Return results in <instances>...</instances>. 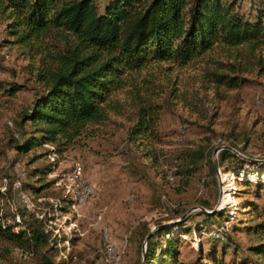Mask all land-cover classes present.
<instances>
[{
    "label": "rangeland",
    "instance_id": "rangeland-1",
    "mask_svg": "<svg viewBox=\"0 0 264 264\" xmlns=\"http://www.w3.org/2000/svg\"><path fill=\"white\" fill-rule=\"evenodd\" d=\"M96 1L103 10L110 0ZM252 5L264 14V0H243L244 9ZM8 23L0 12V82L24 87L0 93V216L16 231L35 226L47 242L37 250L0 241V264H146L147 232L177 224L189 230L182 261L212 264L217 251L226 262L264 264L253 249L264 241V44L217 48L186 65L153 62L136 73L159 108L157 138L130 139L138 105L128 85L113 95L122 113L65 150L20 151L29 134L18 123L44 88L36 78L44 54L15 42ZM46 41L62 48L77 39L54 29ZM227 61L248 67L234 89L217 87L209 74L226 71Z\"/></svg>",
    "mask_w": 264,
    "mask_h": 264
},
{
    "label": "trees",
    "instance_id": "trees-1",
    "mask_svg": "<svg viewBox=\"0 0 264 264\" xmlns=\"http://www.w3.org/2000/svg\"><path fill=\"white\" fill-rule=\"evenodd\" d=\"M253 9L254 5L244 9L243 0H110L103 10L96 0H0V12L6 15L15 42L44 54L36 74L44 88L21 116L18 124L29 137L17 143V149L53 144L58 151L65 150L90 126L107 121L111 113H122L123 104L113 95L128 85L138 105L128 132L130 139L157 138L159 108L148 99L149 87L143 90L136 83L135 74L153 62L186 65L217 48L249 45L254 51L264 44V14L257 10L254 15ZM54 29L73 35L77 42L62 48L49 44L46 34ZM242 64L221 62L220 68L227 70L213 69L209 74L217 87L234 89L245 82L240 73L248 67ZM23 87L0 82V93L14 96ZM233 171L241 176L242 170ZM202 215L205 221L211 217L205 212ZM258 226L264 232V222ZM176 228H180L178 233ZM187 232L180 224L155 230L147 243L146 264H190L180 259L181 235ZM216 239L224 242L221 237ZM0 241L39 250L47 235L35 226L16 231L15 225L0 216ZM253 249L264 255V241ZM220 256L216 251L208 260L212 264H246L226 262Z\"/></svg>",
    "mask_w": 264,
    "mask_h": 264
},
{
    "label": "water",
    "instance_id": "water-1",
    "mask_svg": "<svg viewBox=\"0 0 264 264\" xmlns=\"http://www.w3.org/2000/svg\"><path fill=\"white\" fill-rule=\"evenodd\" d=\"M153 233V231H150V233L148 234V236H147V242H148V239L150 238V236H151V234Z\"/></svg>",
    "mask_w": 264,
    "mask_h": 264
},
{
    "label": "built area",
    "instance_id": "built-area-1",
    "mask_svg": "<svg viewBox=\"0 0 264 264\" xmlns=\"http://www.w3.org/2000/svg\"><path fill=\"white\" fill-rule=\"evenodd\" d=\"M79 168H81V167H79Z\"/></svg>",
    "mask_w": 264,
    "mask_h": 264
}]
</instances>
